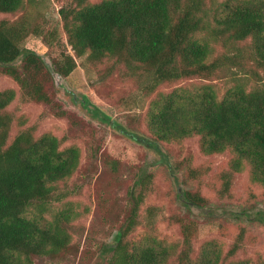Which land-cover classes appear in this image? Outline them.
<instances>
[{
	"label": "trees",
	"instance_id": "1",
	"mask_svg": "<svg viewBox=\"0 0 264 264\" xmlns=\"http://www.w3.org/2000/svg\"><path fill=\"white\" fill-rule=\"evenodd\" d=\"M27 1L0 0V15L6 16L0 18V74L19 86L21 103L54 106L55 76L67 78L77 67L76 59H83L102 81L115 75L135 84L139 97L126 99L128 108L143 109L149 99L142 117L148 132L145 146L166 164L164 144L195 137L204 156L230 154L227 169L218 176L219 198L229 196L235 174L246 173L251 184L264 190V0H55L72 54H55L56 30L32 24L24 13ZM13 15L19 16L8 18ZM30 33L42 38L47 59L23 46ZM223 79L231 84L220 94L214 81ZM184 80L189 83L161 90ZM15 99L14 89H0V264L77 256L72 222L79 213L69 204L56 211L54 203L72 193L58 184L78 170L80 150L73 144L64 147L65 138L50 133L37 136L35 125L25 127V116L9 109ZM87 112L109 120L96 107ZM138 116L128 115L127 123L135 124ZM119 127L134 138L129 128ZM99 150L93 147L90 158L116 171L117 163L104 151L99 158ZM184 161L187 181L207 174V168L194 165L193 156ZM169 169L178 183L181 167L171 163ZM150 182V176L141 174L126 191L122 218L113 238L99 246L97 264H249L233 261L244 248L245 229L225 255L209 245L195 252L196 224L179 216L172 219L180 226V242L165 244L153 236L131 241ZM177 198L189 213L210 208L199 190L183 189ZM249 211L253 209L242 210ZM147 213L151 227L155 208ZM260 216L264 222V211Z\"/></svg>",
	"mask_w": 264,
	"mask_h": 264
},
{
	"label": "rangeland",
	"instance_id": "2",
	"mask_svg": "<svg viewBox=\"0 0 264 264\" xmlns=\"http://www.w3.org/2000/svg\"><path fill=\"white\" fill-rule=\"evenodd\" d=\"M54 1L28 0L24 13L30 15L32 24L45 30H56L59 49L55 54L60 50L72 54L59 23V7ZM18 16L8 18L16 20ZM3 17L6 16L0 15V18ZM23 46L47 59L48 48L40 36L30 33ZM76 62V69L67 78L55 76L58 93L54 106L34 101L21 103L19 86L11 78L0 74V89L12 88L16 92V99L9 109L16 116H25V127L35 125L37 136L50 133L65 138L64 147L73 144L81 153L78 170L67 181L58 184L64 191L72 190V193L64 201L54 203L56 211L65 209L69 204L79 213V217L72 222L74 243L78 247L77 256L70 254L62 261L49 257L34 258L32 264H97V250L115 235L119 225L116 221L122 218L121 212L126 206V191L134 186L141 174L150 176L151 182L148 195L140 208L141 224L130 235L131 241L138 242L153 236L165 244L180 242V226L172 219L179 216L196 224L193 238L195 252L202 246L209 245L215 246L225 255L239 231L245 229L244 248L238 250L233 261L264 264V222L260 216V212L264 211L263 188L251 184L246 173L235 174L229 196L219 198L215 193L219 185L218 176L227 169L230 154L204 156L195 137L181 143L164 144V150L169 155V163L166 164V160H162L159 154L145 146L148 132L142 117L149 99H145L143 109L128 108L124 104L125 100L133 95L139 97L135 84L122 81L115 75L102 81L83 59H76ZM188 83L189 80H184L165 85L161 90L170 91ZM214 84L221 94L231 82L223 79L214 81ZM95 107L109 120L102 122L89 115L87 111ZM60 110L66 112V115H60ZM135 112L139 115L134 119L135 124H128V115ZM119 126L129 128V134L134 138L127 136ZM132 128L138 130L134 131ZM15 133L16 129L13 128L11 136ZM93 147L100 149L99 158L104 156V151L108 159L115 161L117 170L113 171L96 159H91ZM185 156H193L195 166L207 168V174L202 180L187 181ZM171 163H177L181 167L178 183L170 173ZM96 165V171H92ZM183 189L199 190L210 208L204 213L198 210L189 213L177 198L178 192ZM150 207L155 208L151 227L147 223ZM246 209L253 211L242 212ZM234 212L240 215H232ZM50 216L46 217L49 219Z\"/></svg>",
	"mask_w": 264,
	"mask_h": 264
}]
</instances>
